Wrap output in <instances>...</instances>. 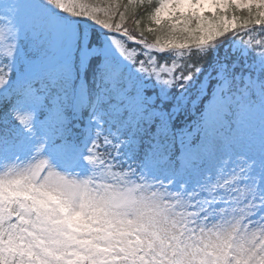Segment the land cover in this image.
<instances>
[{"label": "snow or ice", "instance_id": "obj_1", "mask_svg": "<svg viewBox=\"0 0 264 264\" xmlns=\"http://www.w3.org/2000/svg\"><path fill=\"white\" fill-rule=\"evenodd\" d=\"M0 264H264V0H0Z\"/></svg>", "mask_w": 264, "mask_h": 264}]
</instances>
